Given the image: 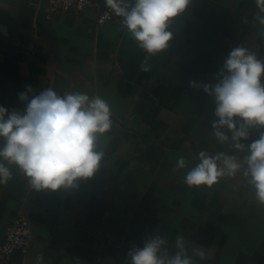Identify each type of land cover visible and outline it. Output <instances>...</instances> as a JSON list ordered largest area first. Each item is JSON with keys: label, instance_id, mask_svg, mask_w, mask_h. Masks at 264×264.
I'll use <instances>...</instances> for the list:
<instances>
[{"label": "crops", "instance_id": "1", "mask_svg": "<svg viewBox=\"0 0 264 264\" xmlns=\"http://www.w3.org/2000/svg\"><path fill=\"white\" fill-rule=\"evenodd\" d=\"M97 2L61 11L52 0H0V106L23 112L27 86L34 94L51 87L100 95L114 120L104 166L77 187L31 191L15 168L0 185V240L19 215L33 237L28 251L4 264H37L38 255L44 264H128L133 246L153 235L173 253L177 235L189 255L203 247L205 258L193 256L194 264H264V206L242 175L212 189L184 183L201 150L243 156L216 141L214 101L191 82L216 83L237 46L264 59L256 0H191L172 20L169 48L149 57L148 72L141 70L147 54L119 17L97 24L106 7ZM181 156L188 168L173 171Z\"/></svg>", "mask_w": 264, "mask_h": 264}, {"label": "clouds", "instance_id": "2", "mask_svg": "<svg viewBox=\"0 0 264 264\" xmlns=\"http://www.w3.org/2000/svg\"><path fill=\"white\" fill-rule=\"evenodd\" d=\"M190 3L105 0L120 18L122 28L147 54L141 63L144 72L150 71L149 57L169 48L172 20ZM256 8L253 20L264 37V0H256ZM215 80L214 84L193 81L191 86L202 88L214 101L216 119L211 127L216 141L230 142L243 156L201 150L197 162L186 172L184 183L190 188L212 189L221 180L240 174L255 201L264 206V59L245 46H237L224 59ZM19 99L25 103L23 112H9L0 106V185L13 179L15 168L31 191L72 189L104 166L105 148L114 127L112 106L106 99L81 91L59 94L51 87L34 94L30 86L19 94ZM252 129L260 130L258 138L250 139ZM186 168L188 161L181 156L173 171ZM175 249L170 252L168 241L153 235L142 247L133 246L127 254L128 264H194L193 256L203 259L206 255L200 246L189 255L182 235H177ZM36 261L44 264L43 255H38Z\"/></svg>", "mask_w": 264, "mask_h": 264}, {"label": "built area", "instance_id": "3", "mask_svg": "<svg viewBox=\"0 0 264 264\" xmlns=\"http://www.w3.org/2000/svg\"><path fill=\"white\" fill-rule=\"evenodd\" d=\"M52 4L54 9L61 11L98 8L97 0H52ZM114 16L115 14L107 6L99 8L96 22L98 25H102ZM32 241L28 218L19 215L12 219L5 228L4 237L0 240V264L7 262L12 252L17 249L22 252L28 251L32 247Z\"/></svg>", "mask_w": 264, "mask_h": 264}, {"label": "water", "instance_id": "4", "mask_svg": "<svg viewBox=\"0 0 264 264\" xmlns=\"http://www.w3.org/2000/svg\"><path fill=\"white\" fill-rule=\"evenodd\" d=\"M12 253H13V254L19 253V255H21V254H22V251L19 250V249H17V250H15V251H13ZM13 254H12V255H13Z\"/></svg>", "mask_w": 264, "mask_h": 264}]
</instances>
